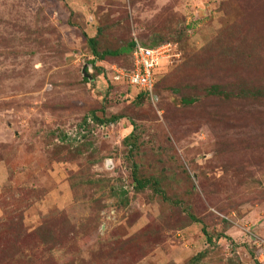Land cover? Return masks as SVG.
Wrapping results in <instances>:
<instances>
[{
  "label": "rangeland",
  "instance_id": "1",
  "mask_svg": "<svg viewBox=\"0 0 264 264\" xmlns=\"http://www.w3.org/2000/svg\"><path fill=\"white\" fill-rule=\"evenodd\" d=\"M83 32L99 52L173 42L154 102L108 82L127 53L93 72ZM260 248L264 0H0V264H264Z\"/></svg>",
  "mask_w": 264,
  "mask_h": 264
},
{
  "label": "built area",
  "instance_id": "2",
  "mask_svg": "<svg viewBox=\"0 0 264 264\" xmlns=\"http://www.w3.org/2000/svg\"><path fill=\"white\" fill-rule=\"evenodd\" d=\"M177 56L175 45L171 42H162L152 47H145L135 42L131 52V69L113 67L111 79L114 81L124 80L135 90L146 91L152 95L156 71L160 68V64L171 62L172 58ZM255 258L258 263L264 261V248L255 252Z\"/></svg>",
  "mask_w": 264,
  "mask_h": 264
},
{
  "label": "trees",
  "instance_id": "3",
  "mask_svg": "<svg viewBox=\"0 0 264 264\" xmlns=\"http://www.w3.org/2000/svg\"><path fill=\"white\" fill-rule=\"evenodd\" d=\"M82 34H83V37L85 38V42H86V44L88 45V48H89V58L87 57L86 65L87 64L90 65V68H93L92 69L93 72L100 71L99 69H101V67L98 66V64H100L99 62H101L100 60L104 59L106 56L116 55V54H118L120 52H124V53H127L128 54L127 65L126 66H123V68H125L127 70L131 69V67H132L131 52H132V49L134 47L135 42L130 41L127 44L126 47H123V48H121L119 50H115V51L103 50V51L99 52V51H97L96 46H95L96 45V38L94 36H87L84 32ZM163 42H165V41H163ZM169 42H171V41H169ZM159 43H162V42H159ZM159 43H157V44H159ZM171 43L174 44L173 42H171ZM140 44L142 46H145V47H152V46L157 45V44L154 45L153 43L152 44L151 43L150 44H142V43H140ZM87 68L88 67L85 66L83 70L84 71H87ZM100 74H102V71H100ZM81 76H82L83 80L86 81V82L92 81L91 79L89 80L86 77H84V75H81ZM92 78H94L93 75H92ZM107 80H109L108 82H110L111 85L112 84L121 83V84L125 85L128 89L130 87L129 85H127V83L124 80H118V81L112 80L111 77H110V75L109 76L107 75ZM156 82H157V80H155L154 87H153V90H152V95H149L146 91H136V93H135L134 96L135 97H141V96L147 97L148 100L151 103L154 102L153 91L155 89ZM92 118H91L92 120L90 118H88L86 120V123L87 122H92L93 120H95L98 123H107L109 121L116 120L118 118V116L112 115L109 118L103 119V118H99V117H96V116L92 115ZM147 181H148L147 179H144L143 181H137L136 180V183H137L138 188H141V187L145 186V184H146Z\"/></svg>",
  "mask_w": 264,
  "mask_h": 264
},
{
  "label": "water",
  "instance_id": "4",
  "mask_svg": "<svg viewBox=\"0 0 264 264\" xmlns=\"http://www.w3.org/2000/svg\"><path fill=\"white\" fill-rule=\"evenodd\" d=\"M82 73H83L84 77H86L87 79H90L91 76L86 71L83 70Z\"/></svg>",
  "mask_w": 264,
  "mask_h": 264
}]
</instances>
